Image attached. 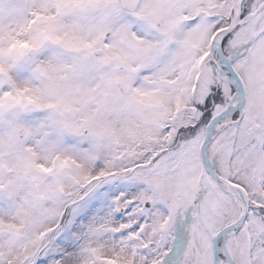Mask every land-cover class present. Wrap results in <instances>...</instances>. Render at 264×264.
<instances>
[{
    "label": "snow or ice",
    "instance_id": "6c2138e0",
    "mask_svg": "<svg viewBox=\"0 0 264 264\" xmlns=\"http://www.w3.org/2000/svg\"><path fill=\"white\" fill-rule=\"evenodd\" d=\"M0 264H264V0H0Z\"/></svg>",
    "mask_w": 264,
    "mask_h": 264
}]
</instances>
